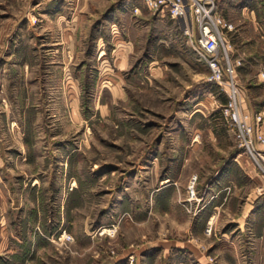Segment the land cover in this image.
<instances>
[{"label":"rangeland","instance_id":"obj_1","mask_svg":"<svg viewBox=\"0 0 264 264\" xmlns=\"http://www.w3.org/2000/svg\"><path fill=\"white\" fill-rule=\"evenodd\" d=\"M216 3L264 132V0ZM227 100L146 0H0V264H264Z\"/></svg>","mask_w":264,"mask_h":264},{"label":"built area","instance_id":"obj_2","mask_svg":"<svg viewBox=\"0 0 264 264\" xmlns=\"http://www.w3.org/2000/svg\"><path fill=\"white\" fill-rule=\"evenodd\" d=\"M153 10H167L171 18L180 22L183 32L190 40L199 57L211 69V79L227 88L225 114L237 126L238 146L261 168L264 176V132L261 116L250 109L243 110L244 89L235 79V65L228 55L220 50L223 30L229 25L216 10V0H146ZM246 104V103H245ZM196 177L190 180L187 201H199L195 192ZM206 232H210L209 226Z\"/></svg>","mask_w":264,"mask_h":264},{"label":"crops","instance_id":"obj_3","mask_svg":"<svg viewBox=\"0 0 264 264\" xmlns=\"http://www.w3.org/2000/svg\"><path fill=\"white\" fill-rule=\"evenodd\" d=\"M245 91V90H244ZM245 93V92H244ZM245 95V98L247 99L248 98V94H244ZM248 100V99H247ZM247 102V101H246ZM248 104V103H247ZM248 109H250V110H252V108H249V107H247ZM191 250H192V248H191ZM197 250V249H196ZM198 252H199V254H198V257H199V255H201V253H200V251L198 250ZM200 259V258H199ZM200 261H202L201 259H200Z\"/></svg>","mask_w":264,"mask_h":264},{"label":"bare ground","instance_id":"obj_4","mask_svg":"<svg viewBox=\"0 0 264 264\" xmlns=\"http://www.w3.org/2000/svg\"><path fill=\"white\" fill-rule=\"evenodd\" d=\"M106 231V230H105Z\"/></svg>","mask_w":264,"mask_h":264}]
</instances>
